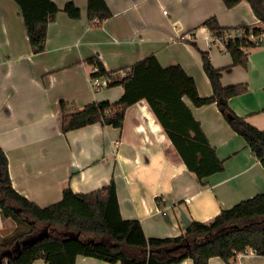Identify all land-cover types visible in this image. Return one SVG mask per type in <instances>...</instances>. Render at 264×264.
I'll use <instances>...</instances> for the list:
<instances>
[{"label": "crops", "instance_id": "0c3cea01", "mask_svg": "<svg viewBox=\"0 0 264 264\" xmlns=\"http://www.w3.org/2000/svg\"><path fill=\"white\" fill-rule=\"evenodd\" d=\"M52 1L60 10L49 24L45 50L34 54L19 6L0 0V147L19 194L46 208L61 202L68 187L89 194L114 181L122 216L140 220L146 235L157 238L185 231L182 211L191 221L204 222L264 195V167L216 103L198 108L186 100L225 162V170L206 178L205 186L189 172L146 101L128 108L122 129L91 124L62 131L61 102L82 116L97 103H115L124 94L121 86L91 87L92 59L102 63L111 80H120L134 64L155 55L165 68L182 66L195 79L199 94L212 96L201 52L194 44L223 71L224 87L248 85L249 92L231 98L229 104L264 131V102L254 101L252 93L264 82V50L248 52L249 69L233 67L228 53L213 49L217 43L203 25L216 17L226 29L261 27L248 2L228 9L223 0H105L113 16L97 28L89 22L88 0ZM69 1L81 10L79 19L64 11ZM159 198L165 200L167 217L163 216L168 223L158 220ZM15 228L16 223L3 221L0 212V236ZM76 264L111 263L79 256ZM209 264L226 263L213 257ZM233 264H264V256L249 249Z\"/></svg>", "mask_w": 264, "mask_h": 264}, {"label": "trees", "instance_id": "16d2710c", "mask_svg": "<svg viewBox=\"0 0 264 264\" xmlns=\"http://www.w3.org/2000/svg\"><path fill=\"white\" fill-rule=\"evenodd\" d=\"M20 8L27 36L34 54L45 50L49 24L59 12L52 0H13ZM228 9L241 2L251 5L261 27L223 28L216 17L204 22L214 42L243 31L245 35L264 33V0H223ZM64 11L72 19L81 17L73 1ZM113 16L105 0H88L91 27H100ZM225 52L233 67L249 69V51L257 45L246 38L225 41ZM197 47V46H196ZM204 70L210 80L213 95L202 97L196 81L180 65L165 68L157 56L150 55L134 64L125 77L112 79L102 63L91 60L106 76V87L121 86L123 96L115 103H97L86 115L72 113L69 104L61 102L62 131L79 129L91 124L125 126L129 107L146 101L171 140L177 154L201 186L205 179L225 170L216 149L210 143L201 123L196 120L186 100L195 107L216 103L231 128L241 136L253 155L264 167V131L239 116L230 106L231 98L248 93L247 84L224 87L222 70L216 69L209 54L202 52ZM81 116V117H80ZM0 212L2 220L12 219L16 228L0 236V264H76L79 256L92 257L111 264H181L190 259L193 264H209L213 257L233 264L237 253L252 250L264 256V195H257L222 210L208 221L192 220L188 229L177 237H148L138 219H125L120 210L114 181L101 190L82 194L70 187L63 200L41 208L19 194L13 187L9 159L0 147ZM33 241H32V240ZM30 240V244L25 242Z\"/></svg>", "mask_w": 264, "mask_h": 264}, {"label": "built area", "instance_id": "2783aa9c", "mask_svg": "<svg viewBox=\"0 0 264 264\" xmlns=\"http://www.w3.org/2000/svg\"><path fill=\"white\" fill-rule=\"evenodd\" d=\"M236 37L246 38V40L248 42H251V43L257 45V47L264 46V33L258 34V35H256V34L254 35V34L250 33V35L247 36V35H245V33L243 31H239L237 33V35L231 34L229 36H226L223 40L217 41V42H219L223 46L224 51H225V44H224L225 41L233 39V38H236ZM92 66H93V73H100V69L96 65H92ZM104 78L105 77L101 76V75L95 76V77L91 76L90 79H89L91 87L94 90L102 89L107 84V81ZM159 201H160L159 204H158L159 213H161L162 215L166 216L167 215V208L164 205L165 200L163 198H159ZM247 252H248V250H245L243 252L237 253L236 257L240 258V257L244 256L245 254H247ZM251 253H252V250H251Z\"/></svg>", "mask_w": 264, "mask_h": 264}, {"label": "rangeland", "instance_id": "374dc122", "mask_svg": "<svg viewBox=\"0 0 264 264\" xmlns=\"http://www.w3.org/2000/svg\"><path fill=\"white\" fill-rule=\"evenodd\" d=\"M212 40H213V38H212ZM214 41V40H213ZM193 47L195 48V49H198L201 53L203 52V51H201L200 49H199V47H196V45L194 44L193 45ZM222 49V51L224 50V48H223V46L219 43V42H217V44H214L213 45V49H215V50H217L218 51V49ZM257 48H259V49H257V51H260V49H263L264 50V46H260V47H257ZM220 49V50H221ZM261 53H263V55H264V52H261ZM257 65L260 67V65L257 63ZM245 70V69H244ZM249 72H244V73H250V71L251 70H248ZM264 73V72H263ZM263 84H264V82H259L257 85H256V87L254 88V90H253V98H254V101H256L257 103H259V102H264V89H263ZM249 92V91H248ZM171 212L169 211V214H170ZM167 217V216H166ZM166 217H164L163 215H161V216H158V220H160L161 222H163V223H168L167 221H166ZM203 222V221H202ZM13 231V230H12ZM157 238V237H156ZM32 240V239H31ZM33 241V240H32ZM30 242V240H27L26 242H25V244L26 245H28V244H30L29 243Z\"/></svg>", "mask_w": 264, "mask_h": 264}, {"label": "water", "instance_id": "95a60500", "mask_svg": "<svg viewBox=\"0 0 264 264\" xmlns=\"http://www.w3.org/2000/svg\"><path fill=\"white\" fill-rule=\"evenodd\" d=\"M249 68H250V65H249ZM181 221L183 224V228L185 230L188 229L191 224V219L183 211L181 212Z\"/></svg>", "mask_w": 264, "mask_h": 264}]
</instances>
